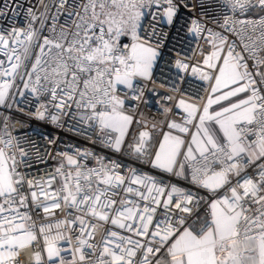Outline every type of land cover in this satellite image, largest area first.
<instances>
[{"label": "snow or ice", "instance_id": "1", "mask_svg": "<svg viewBox=\"0 0 264 264\" xmlns=\"http://www.w3.org/2000/svg\"><path fill=\"white\" fill-rule=\"evenodd\" d=\"M0 109V264H264V0H3Z\"/></svg>", "mask_w": 264, "mask_h": 264}, {"label": "built area", "instance_id": "2", "mask_svg": "<svg viewBox=\"0 0 264 264\" xmlns=\"http://www.w3.org/2000/svg\"><path fill=\"white\" fill-rule=\"evenodd\" d=\"M24 2V0H22ZM209 5H213L216 0H207ZM0 3H3V0H0ZM254 14H250L252 16ZM18 20L20 22H23V13L20 14L18 17ZM47 31V30H45ZM144 112L149 120L152 118H157L159 119V114L156 111L155 107H150L144 109ZM3 113V110L0 109V114ZM12 129L14 130V134H18L15 130H18L21 128V125L19 123H16V117H13V120L11 122ZM0 127H2V121H0ZM165 131L167 130L166 128L164 129ZM28 134L32 137L33 140L39 141L41 145H43L44 141L41 139L43 136H53V137H59V147L63 148L65 145H70V144H76L79 145L81 148L87 147L90 150L94 149L97 152H104L105 150L99 145V144H90L87 140L84 138L80 137L77 134H74L72 132H69L67 130V125L65 126L64 129H61L59 127H55L50 123H44L40 121H34L32 122V127L27 129ZM158 131V130H157ZM56 161L54 160H47V163H36L33 162L32 168L28 169L33 175H36L38 173H41L45 170H51V168L55 165ZM94 160L89 161V166L94 164ZM42 215V213H41ZM34 218H36L34 216ZM32 250L29 249L23 253L21 256L22 260H25V264H28L30 252Z\"/></svg>", "mask_w": 264, "mask_h": 264}]
</instances>
